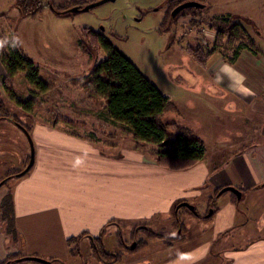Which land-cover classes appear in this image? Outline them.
Returning <instances> with one entry per match:
<instances>
[{
    "label": "rangeland",
    "instance_id": "1",
    "mask_svg": "<svg viewBox=\"0 0 264 264\" xmlns=\"http://www.w3.org/2000/svg\"><path fill=\"white\" fill-rule=\"evenodd\" d=\"M16 1L0 0V38L13 47L12 52L16 49L32 63L47 89L40 92L38 88H34L27 81L24 71L13 77L12 91L3 89L0 83V96L11 114L6 117L11 120L9 124L0 120V197L6 193L0 198V205L7 194H10L16 179L21 178H17L16 175L8 176V172L24 167L22 165L23 167L19 169L17 163L18 167L14 169L15 149L23 146L24 150L26 148L27 152L30 151L26 135L16 124L20 123L28 128L30 140L34 128L41 123L40 118L44 117L62 121L59 129L61 132L70 130L87 135L95 132L96 142L89 138L103 155L107 154L106 149L108 153L114 155L131 146L123 127L108 117L103 99L92 95L90 90L87 91L80 85L83 78L91 73L93 66L105 57V51L99 46L88 54L81 51L78 42L81 39L80 32L84 28L106 36L113 47L125 55L157 88L173 91L179 90V87L184 89L186 97L180 102L179 99L176 100V104L180 103L181 114H165L163 121L186 127L200 137L205 145L203 159L207 165L213 169L219 168L225 159L232 158L239 151L238 147L234 149L221 147L236 143L235 138H238L239 131L237 127L241 124L239 118H234V114L223 117V113L212 111L211 105L215 106L216 101L211 98L204 96V99L193 100L191 96L196 95V92L199 94V88H208V84L203 86L195 77V72L203 64L196 63L197 61L187 52L189 47L194 48L198 45L204 48V52L212 49L213 32L205 20L199 24H192L190 17L186 16L180 17L174 24L162 27L161 23L169 14L167 9L169 0H113L88 12L64 15H59L57 12L62 11H54L53 7L56 9L65 7L72 0H42V11L34 18L21 16L15 6ZM82 1L87 5L102 0ZM204 3L207 6L199 9L200 18L234 16L236 17L234 21L241 29L243 27L248 29L243 30L246 35L253 38L256 47L258 46L256 43L263 39L254 36L258 28L255 27L254 30L252 25L264 24V0H204ZM215 54L222 58L229 55V50L219 48ZM229 130H232L235 138L231 139ZM31 143L34 149L35 143L32 140ZM113 144L120 147L112 151ZM157 149L152 144L138 145V151L146 156H154ZM130 161V156L124 154L122 165H133L134 163L129 164ZM130 170L122 173L117 170L113 178L123 177L122 180H125L126 177H135L145 182V178L152 175V172L131 173ZM155 173L156 177L160 176L157 174L158 170ZM194 191L199 195L176 201L173 204L175 209L170 213L157 212L137 222L109 221L104 226L102 236V244L107 252L116 253L131 248L135 240L146 241L142 249L133 254H123L121 260L115 264H228V252L244 249L251 241L264 239V194L259 197L262 199L263 211L253 212V209L247 207L245 199L236 198L230 205H224L228 202L226 199L230 198L229 192L222 193L219 200L213 198L214 201L211 203L207 201L211 188ZM181 201L194 206L200 217H205L213 209L215 213L209 220L204 221L198 219L192 213L194 211H189L186 207L184 208L188 211L179 210L182 234L184 233L187 239L183 244L173 243L169 248L164 242L181 232L174 218L175 210L179 208L176 203H182ZM140 228L149 229L164 237L146 239ZM3 233L7 237L4 243H0V250L15 248L11 255H24L22 252L24 245H20L21 237H18L16 229L15 232L12 230L8 220L3 218L0 206V238ZM76 235L78 234L74 236H79ZM118 240H121L122 245L119 246ZM72 248H78L79 256H71L68 253L66 258H51V264H101L91 257L86 238L77 241ZM24 256L49 261L46 257L26 254ZM6 258L0 260V264ZM8 264L43 263L24 259Z\"/></svg>",
    "mask_w": 264,
    "mask_h": 264
},
{
    "label": "crops",
    "instance_id": "2",
    "mask_svg": "<svg viewBox=\"0 0 264 264\" xmlns=\"http://www.w3.org/2000/svg\"><path fill=\"white\" fill-rule=\"evenodd\" d=\"M252 26L254 30L258 28L254 36L263 38L255 42L259 55L243 50L233 64H227L219 54H214L195 72L197 81L203 86L208 84V88H199V94L191 95L193 100L211 98L216 101L215 106L211 105L212 111L223 113V117L234 114L241 122L237 127L238 138L233 136L232 130L228 131L236 143L221 145L227 149L238 147L239 151L225 159L219 168H211L203 159L186 170L164 169L154 162L153 156L139 152L129 135L131 146L114 155L106 149L107 154L103 155L93 143L97 133L61 132L62 121L40 118V125L31 133L35 143L33 165L21 178L17 177L7 194L12 200L14 228L21 237L20 245H24L22 252L46 257L50 262L51 258H66V241L75 234L81 232L80 235L86 233L95 237L109 221L137 222L157 212L170 213L176 201L199 195L194 190L208 187L211 194L207 201L219 200L220 195L214 196L215 190L231 186L240 190L239 200L245 199L249 209L263 211L259 197L264 194V24ZM2 75L0 65V78ZM157 89L176 107V112L171 113L180 115V103L176 104V100L180 102L186 97L184 89ZM0 120L11 122L10 118L0 117ZM112 147V151H116L120 146L113 144ZM15 153L14 169L18 164L21 169L30 151L22 146L15 149ZM124 154L130 156L129 164L133 165H122ZM129 169L131 173L147 171L152 175L147 176L145 182L135 177L113 178L117 170L122 173ZM226 200L224 205L232 203L231 198ZM6 237L3 233L0 243H4ZM186 239L185 235L180 244ZM2 249L0 260L16 250ZM231 252L227 253L228 264H264V239L251 241L244 249Z\"/></svg>",
    "mask_w": 264,
    "mask_h": 264
},
{
    "label": "trees",
    "instance_id": "3",
    "mask_svg": "<svg viewBox=\"0 0 264 264\" xmlns=\"http://www.w3.org/2000/svg\"><path fill=\"white\" fill-rule=\"evenodd\" d=\"M196 1L201 4L204 0H169L168 16L163 20L162 27L174 24L180 17H190V23H201L204 20L208 23L209 28L213 32L212 49L203 51L199 45L192 48L189 47L187 52L194 58L199 65L205 62L216 53V49L223 48L229 50V55H224L222 60L227 64H233L238 58L241 51L246 50L254 56L259 55V49L255 46L252 39L245 34L239 24L234 21V16L224 15L219 17L200 18L199 9H185L175 17L170 16V12L178 5L187 2ZM83 2V3H82ZM70 1L65 7L54 8L53 10L63 11L74 6L82 8L86 2ZM15 6L19 14L23 17L34 18L42 11V0H17ZM161 27V28H162ZM81 39L78 46L83 53H89L92 49L99 46L105 51V57L97 62L91 73L83 78L80 82L81 87L90 90L94 96L103 99L105 110L110 120L121 125L124 131L131 137L134 143L155 145L157 153L153 156L154 162L170 171H182L189 169L203 160L204 148L203 141L197 137L190 129L178 126L175 123H166L163 116L167 113L176 112V107L167 101L161 92L137 69L131 61L123 55L118 49L114 48L106 36L102 33L84 28L80 32ZM6 44L0 38V65L3 69V75L0 78L1 87L7 91L11 90L13 77L18 72H25L27 81L38 88L40 92L46 91L47 87L38 77L37 70L32 63L24 58L16 49ZM27 108V107H25ZM30 109V108H29ZM11 116L5 103L0 96V117L6 118ZM27 132L28 128L19 123ZM167 142L163 145V142ZM29 154L24 161V167L28 164ZM21 170H11L8 176L17 175ZM221 189L214 192L216 196ZM231 201H236V196L229 193ZM212 203V200H209ZM178 206L181 203H176ZM3 218L8 220L12 230L15 232L13 221V205L10 195H7L1 205ZM172 209H175L173 206ZM179 210H187L179 207L175 210V224L180 228L177 237H169L164 242L166 247H172L173 243H180L185 240V234H182L183 226L179 221ZM188 211V210H187ZM198 219L209 220L215 213L208 217H200L194 210L192 212ZM145 234L146 239H162L164 236L154 233L145 228H140ZM145 230V231H143ZM105 228H102L98 236L92 237L86 233L78 237H70L66 241L68 253L71 256H79L78 248L73 249L72 245L83 238L88 240L91 257L101 264H115L121 260L122 255L133 254L146 245L144 240H135L133 249L125 248L116 253H109L104 249L102 244V236ZM118 233L116 234V236ZM134 235V232H132ZM119 241V246L121 240ZM137 241V242H136ZM26 256L18 254L11 255L1 264H7L12 261L24 260ZM51 260V259H50ZM52 262V260H51Z\"/></svg>",
    "mask_w": 264,
    "mask_h": 264
},
{
    "label": "water",
    "instance_id": "4",
    "mask_svg": "<svg viewBox=\"0 0 264 264\" xmlns=\"http://www.w3.org/2000/svg\"><path fill=\"white\" fill-rule=\"evenodd\" d=\"M108 1H113V0H102V1H99V2H95V3H90V4H87L85 6H83L82 8H79L78 6H74L72 8H69L65 11H62V12H57L59 15H64V14H68V13H77V12H88L90 9L96 7V6H99L105 2H108ZM188 8H198V9H203L204 8V5L199 3V2H196V1H187V2H184L180 5H178L176 8H174V10L171 12V17H175L176 15H178L182 10L184 9H188ZM18 125L19 129H21L24 134L26 135L28 141H29V144H30V153H29V161H28V164L26 165V167L16 175V177H21L23 176L24 174H26L32 167L33 165V162H34V149H33V146H32V143H31V140L29 139V136H28V133L27 131L22 127L20 126L19 124H16ZM166 141L163 142V145H166ZM225 192H229V193H232L236 196L237 199H240L241 197V192L239 190H237L236 188L234 187H224L222 188L218 195H221L222 193H225ZM178 207H186L189 211H194V207L187 204V203H181ZM212 214V211L209 212L208 215H206L205 217H208ZM179 235V233L176 235V237ZM135 247V243L131 246L130 249H133ZM24 259H32V260H35V261H38L40 263H43V264H51L50 261H47V260H43L41 258H37V257H28V258H24ZM8 264V263H7Z\"/></svg>",
    "mask_w": 264,
    "mask_h": 264
},
{
    "label": "flooded vegetation",
    "instance_id": "5",
    "mask_svg": "<svg viewBox=\"0 0 264 264\" xmlns=\"http://www.w3.org/2000/svg\"><path fill=\"white\" fill-rule=\"evenodd\" d=\"M203 5H204V4H203ZM204 6H205V5H204ZM176 7H177V6H176ZM176 7H175V8H176ZM167 9H168V7H167ZM188 9H189V8H188ZM190 9H191V8H190ZM192 9H194V8H192ZM173 10H174V9H173ZM173 10H172V11H173ZM184 10H185V9H184ZM172 11H171V12H172ZM182 11H183V10H182ZM182 11H181V12H182ZM171 12H170V16H171ZM181 12H180V13H181ZM180 13H179V14H180ZM179 14H178V15H179ZM176 16H177V15H176ZM187 17H189V16H187ZM172 18H173V17H172ZM136 242H137V241H136ZM124 254H125V253H124Z\"/></svg>",
    "mask_w": 264,
    "mask_h": 264
},
{
    "label": "bare ground",
    "instance_id": "6",
    "mask_svg": "<svg viewBox=\"0 0 264 264\" xmlns=\"http://www.w3.org/2000/svg\"><path fill=\"white\" fill-rule=\"evenodd\" d=\"M240 191V190H239Z\"/></svg>",
    "mask_w": 264,
    "mask_h": 264
}]
</instances>
